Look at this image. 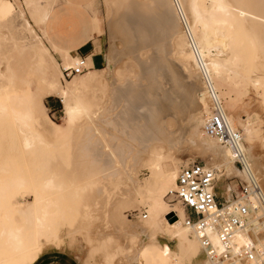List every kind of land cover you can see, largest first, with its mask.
Returning a JSON list of instances; mask_svg holds the SVG:
<instances>
[{"label": "bare ground", "instance_id": "bare-ground-1", "mask_svg": "<svg viewBox=\"0 0 264 264\" xmlns=\"http://www.w3.org/2000/svg\"><path fill=\"white\" fill-rule=\"evenodd\" d=\"M105 1L119 32L126 31L124 35L128 34L127 38L134 41L136 47L143 45L158 50V55L144 61L145 77L164 67L171 77L176 76L167 68L168 59L161 53H169L168 56L187 67L191 92L185 91L184 84L179 85L174 78L171 83L190 99L189 105L180 102L182 106L178 109L194 105L198 108L199 126L189 130L188 135H179L175 142L163 141L162 144V139L159 141L149 126L119 125L134 120L126 116L121 122L122 112L112 106L113 90L118 86L110 80L118 71L114 69V73H110L105 66L102 70L70 73L68 76L73 77L65 79L64 83L57 78L55 70H59V63L54 53L61 58L62 68L74 66L79 55L70 52L73 48L50 40L49 35L57 23L52 15L54 0H24L25 9H20L16 15H12L8 0H0V138L4 141V146L0 144L3 146L0 154L6 163L0 166V264H32L42 247L76 232L91 241L99 240L97 246L105 250V254L97 264H140L143 256L148 264H163L169 256L179 264L198 262L195 258L201 253L200 246L190 227L181 222L178 202L170 203L165 199L172 200L178 171L172 159L168 160L169 153L174 155L194 147L217 161L210 167L219 170L218 180L238 175L243 183H257L264 193V156L256 150L252 128L248 126L250 120H240L239 114L227 111L214 82L215 77L220 78L229 67L245 65L246 71L254 76V85L264 83V76L257 72L264 57V0H206L207 7L200 0ZM14 18L20 23L17 30L27 32L26 39L15 37L8 28L7 22ZM6 43L22 60L17 62V67L3 49ZM85 65L87 67L86 59ZM169 91L157 106L164 114L173 104L171 95L175 92ZM50 94L58 95L63 103L65 126H60L42 110L44 98ZM215 107L240 133L241 140L235 149L219 143L203 129L205 114ZM93 117L98 123L79 126L76 136L83 134L82 141L79 140L81 156L84 153L83 165L89 166V155L94 154V161L98 162L94 166L102 164V171L96 169L98 173L66 186L56 181L60 173L53 167L47 177L33 182L32 175L27 173L30 170L27 163L31 157L53 146L46 141V136L54 132L59 138H67L72 126H77L82 118L92 124ZM102 124H112L116 132L114 138L111 136L114 142L106 139ZM154 128L161 132L160 126ZM236 149H240L242 155H238ZM235 156L239 167L234 164ZM140 168L149 172L144 185L138 180ZM228 189L238 195L236 184L226 186L227 192ZM28 191L33 196L30 205L23 198ZM227 194L229 198V192ZM65 201L75 203L72 212L63 208ZM142 204L147 205L148 214L142 217L145 220L139 230L125 211ZM169 212L173 216L171 220L166 217ZM258 215L256 212L249 217V222L255 224L250 227L251 235L245 236L243 230L236 232L235 247L248 239L264 243V211L260 220L256 219ZM55 217L66 220L68 227L61 228ZM154 231L171 235L177 250L161 247L155 251L141 246V236ZM120 237L124 240L120 241Z\"/></svg>", "mask_w": 264, "mask_h": 264}, {"label": "rangeland", "instance_id": "rangeland-1", "mask_svg": "<svg viewBox=\"0 0 264 264\" xmlns=\"http://www.w3.org/2000/svg\"><path fill=\"white\" fill-rule=\"evenodd\" d=\"M8 1L10 2L12 8V15H16L20 9H25L24 0ZM13 1H15V3ZM104 1L105 0H54V8L52 10L54 11L56 8L58 13L63 15L64 27L61 30V42L65 41L69 45L72 44L76 37L80 34L79 29L81 22L86 27H88L90 31H92V35L90 36L91 40L88 41L85 46L80 48L78 53L85 55L89 51L95 52L96 50H99L95 56L97 61L94 64H92L90 54L85 57L87 67L84 69V71L87 69L102 70L105 66H107L110 73H114V69L116 72L118 71V74L113 75L112 79L110 80L112 84L118 86L115 90H113L114 93L112 97L114 100L112 102V106L113 108L117 109L118 112H122L120 119L122 117L123 120L121 119V122L125 121L127 118H132L134 120L133 123H130V120H127L126 122L119 125L149 126L150 129L153 130V132L159 137V141L162 139V144L170 140L175 142L178 140V136L181 134L188 135L190 132L189 130L195 126H199L197 115L198 108L196 105H194L191 108L185 107V109H178L177 107L180 108V106H182L180 105V102L189 105L188 101L190 99H186L184 94L181 93L182 91H177L176 89L178 88H176L171 83V79L173 80L174 78L177 80V82H179V85L184 84L183 88L185 91L189 90L191 92V78L188 77L187 67L177 63L173 58L168 56L169 53H161L162 56L168 59L167 65L165 62L164 66L166 65L167 68L170 67V72H172V69L176 73V76L171 77V73H166L167 69L164 67L166 71L164 69H160L155 71L152 76L145 77L143 73V67L145 66L144 61L147 62L150 56L158 55V50L155 48L149 49L147 46L143 45L141 46L146 47L147 51L144 48L142 49V47L138 46L142 49L141 50L136 47V43L134 41H131V39L129 40V38H127L129 37L128 34L127 36L124 35L126 31L121 30V32H119L120 30L118 26L113 23V16H111L112 13L109 10L110 8L105 3L106 1ZM200 1L205 7L208 6V2L206 0ZM19 24V20H15V18L12 19V21L7 22L8 28L15 37L26 39V37H28L27 32L24 31V33H22V31L20 32L17 30ZM3 25H5V23H3ZM52 33L49 35L50 40L58 45L54 41ZM134 43L135 46L133 45ZM3 49L5 50L6 55L11 57V63L14 65V67H17V62H22L17 53L12 50L10 44H4ZM84 50L87 51V53H85ZM259 52L261 51L259 50ZM54 57L59 63V70H55L57 73V78L62 83H64L65 79L70 80L73 76H65L62 72L61 58L56 53H54ZM160 68L162 67L160 66ZM257 69V72L264 76V57L259 62ZM246 70L247 68L245 65H240L237 68L229 67L226 71L222 72L220 78L215 77L214 82L216 83V89L219 91L227 111L231 114H239L240 120H245L246 118L250 120L248 126L252 128V136L255 138L256 150L262 153L264 156V83H258L257 85H254L252 82V78L254 77L253 74L251 72L248 73ZM169 90L175 92L171 95L173 104L170 105L164 114L161 113L159 109H157V106L159 104L158 102L162 104L161 102L166 96L165 93L168 94ZM175 94L178 95L175 96ZM42 110L50 119L58 123L60 126H65L63 103L58 95L50 94L49 96L45 97ZM126 116L127 118L124 120V117ZM92 119L93 123L91 124L88 123L89 121L87 119L82 118L77 126L71 127V134L67 138H59L54 132L52 135L46 136V141L52 143L53 146L47 147L45 151H43L41 154H38V156H33L31 158L28 157L30 158V161L28 160L30 163L27 164H29L28 166L30 167V170L27 173L32 175L33 182L43 179L44 176L47 177L53 167L58 168L60 173L59 178L57 177L56 181L58 183L60 181L66 186L79 182L85 177L91 176L92 174H96L99 172V170L100 172L102 171V164L99 163V166L97 165L98 168L97 166H94L98 164V162L94 161V154H91L92 156L89 155L90 157L88 160L91 161V163L89 161V166L83 165V161L81 160L84 158V153L81 156L83 151L80 150L81 145L79 141H82L81 137L83 134L80 132V135L76 136L79 126H92L98 123L96 117H93ZM236 125L238 127L241 126L238 123ZM154 126H160L161 132L155 129ZM112 127V124H102L105 137H107V140L110 139L108 140L110 143L114 142L111 139V136L113 138V135L116 136V132L113 131ZM119 135L121 136V132ZM1 139L2 138H0V144H3L4 146V141ZM92 139L94 141V138ZM61 143L64 144L61 145ZM3 146L0 145V150L3 149ZM193 148H189L186 151L183 150V152L181 151L180 153L174 155L169 153L167 154V158L168 160L172 159L171 161L176 165V170H178L181 164H186L191 161L204 162V164L208 166H214L217 163V161L213 160L209 154H201L197 150H194L195 148ZM177 155L179 158H177ZM3 157L4 156L0 154V166H5L6 164L3 160ZM92 157L94 158L93 162ZM234 164L239 167L237 163ZM36 167L37 169H35ZM83 167H85V169H83ZM96 169H98V172ZM4 175L7 177L6 174H3L2 176ZM148 176L149 172L146 169L140 168L138 170V180L141 185H144V179ZM236 182L239 184L242 182L238 175L220 178V180L217 182L216 193L222 194L224 192V197L228 195V192L230 196L233 195L234 190L228 189L227 192L226 186H230ZM26 193H24L23 198L26 204L30 205L33 196L30 191ZM165 199L170 203H176L175 200H170L168 197ZM65 202L62 204L63 208L66 207L64 208L66 212H72V210L75 208V203L72 201H68V203ZM142 209L145 210L147 215V205L145 206L143 204L137 205L134 208H129L125 211L126 217L134 222L139 230L143 224V221L145 220L141 217ZM172 218L173 216L171 215L168 219L171 220ZM55 219L60 221L58 225L61 228L68 227L66 220H62L60 217H55ZM110 233L115 234V237H119V235L113 231H110ZM80 234V232H76L73 235L67 234L63 236L64 238H60L59 240L57 239L48 243L45 247L40 249V251L37 253V257L44 250L54 249L69 253V255L75 259L76 264H97L100 258L105 254V250H102V248L99 249L97 246L99 245V240L91 241L89 238L84 237L82 234L81 236ZM119 239L120 241L124 240L123 237H120ZM140 245L155 251H159L161 247H165L171 251L177 250L176 241L175 239L171 238V235L166 233L159 234L155 233V231L148 235H142L140 239ZM53 246L59 248H54ZM144 258L145 257L143 256V260L140 264H148L146 258ZM195 259L199 260L198 262L193 260L192 264H203V262L204 264H209L208 261L202 257L201 253L197 255ZM66 261H70V258L66 257ZM174 263L179 264L174 262L172 256H169L168 260L163 264Z\"/></svg>", "mask_w": 264, "mask_h": 264}, {"label": "built area", "instance_id": "built-area-1", "mask_svg": "<svg viewBox=\"0 0 264 264\" xmlns=\"http://www.w3.org/2000/svg\"><path fill=\"white\" fill-rule=\"evenodd\" d=\"M85 68V56L79 55L77 63L62 68V72L68 76L70 73H80ZM203 129L219 143L233 149L241 140L239 131L225 121L217 107L205 114ZM236 150L238 155H242L240 149ZM234 163L240 166L237 156ZM218 175L217 168L200 161L179 166L172 200L180 206L181 222L190 227L199 243L202 257L209 264H264V243L248 239L239 246L234 245L238 230H243L245 236L251 235L250 227L255 224L249 222V217L258 212L259 217L256 219H261L264 193L257 183L236 182L238 195L234 192L229 198L224 197L216 193ZM172 213H167L166 217L169 218ZM144 216L145 210L142 209L141 217Z\"/></svg>", "mask_w": 264, "mask_h": 264}, {"label": "crops", "instance_id": "crops-1", "mask_svg": "<svg viewBox=\"0 0 264 264\" xmlns=\"http://www.w3.org/2000/svg\"><path fill=\"white\" fill-rule=\"evenodd\" d=\"M52 15H53V17H55L57 19L56 28H55L54 32L52 33L54 41L60 46H65L67 48H73L70 50L71 53L83 55V54L78 53V51L80 50V48L85 46V44L88 41L91 40L90 36L92 35V31H90L88 27H86L82 22L80 23V21H79V23H80V29H79L80 34L76 37L75 41L70 45L67 44L65 41L61 42V40H62L61 30L64 27L63 15L59 14L58 11L56 10V8L53 11ZM98 52H99V50H96L95 52L89 51L88 53H87V51H85V53H87V54H85L84 56L86 57L87 55L90 54L92 64H94L97 61L95 56L97 55ZM93 67H95V66H93ZM53 247L59 248L56 246H53ZM66 257L70 258V261L67 262ZM32 264H76V263H75V259L72 256H70L69 253L61 252V251L53 249V250L42 251L38 255L37 259Z\"/></svg>", "mask_w": 264, "mask_h": 264}]
</instances>
